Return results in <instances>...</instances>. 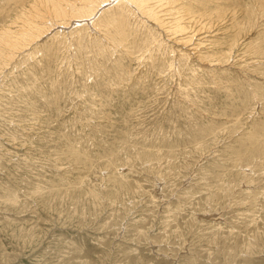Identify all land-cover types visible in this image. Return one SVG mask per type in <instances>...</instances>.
<instances>
[{"label": "rangeland", "instance_id": "374dc122", "mask_svg": "<svg viewBox=\"0 0 264 264\" xmlns=\"http://www.w3.org/2000/svg\"><path fill=\"white\" fill-rule=\"evenodd\" d=\"M71 3L0 0V264H264V0Z\"/></svg>", "mask_w": 264, "mask_h": 264}, {"label": "bare ground", "instance_id": "6f19581e", "mask_svg": "<svg viewBox=\"0 0 264 264\" xmlns=\"http://www.w3.org/2000/svg\"><path fill=\"white\" fill-rule=\"evenodd\" d=\"M74 1V3L77 5V6H84L85 8L87 7V6H90L91 4H93V3H95V2H97V1H99V0H73ZM106 1V0H105ZM115 1V0H114ZM122 1V0H121ZM158 1V0H157ZM160 1V0H159ZM119 2V1H118ZM117 2V3H118ZM126 2V1H125ZM128 2V1H127ZM49 3V2H48ZM62 3H65L66 4V0H55V1H52L51 0V9H50V12L48 13V14H41L42 15V17H40V15H39V18H36V22H43L42 24H45V22L43 21V20H41L40 18H43L44 16L45 17H51V18H53V19H64L65 17H66V15L68 14V13H66L65 12V9H64V7H63V5H61ZM74 3H71V4H74ZM109 3V2H108ZM116 3V4H117ZM114 4V3H113ZM68 5V4H67ZM129 5V4H128ZM146 5V4H145ZM95 6V5H94ZM140 6V5H139ZM146 7V6H145ZM96 8V7H95ZM109 8V7H108ZM108 8H107V10H108ZM87 9V8H86ZM90 9V8H89ZM69 10V9H68ZM93 10V9H92ZM91 11V10H90ZM46 12V11H45ZM76 12V11H75ZM78 13L80 12V10H78L77 11ZM76 12V13H77ZM36 13V12H35ZM92 13V12H91ZM101 13V12H100ZM99 13V14H100ZM37 14V13H36ZM74 14V13H73ZM81 15V14H80ZM86 15H88V14H86ZM91 15V14H90ZM76 16H77V14H76ZM89 16V15H88ZM57 19V20H58ZM87 19V18H86ZM91 19V18H90ZM50 20V19H49ZM80 20V19H79ZM89 21V20H88ZM94 21V20H93ZM48 22V21H47ZM69 22H71V21H69ZM68 22V23H69ZM76 23V22H75ZM32 24V23H31ZM30 24V25H31ZM28 26V25H27ZM39 26V25H38ZM51 26H52V24H51ZM63 26V25H62ZM183 26V25H182ZM32 27V32L31 33H27V34H23V35H21L20 37H18L19 39H20V41L19 40H16V42H15V44H20L22 41H26L27 39H29V38H31V37H35V35H36V33H37V31H40V29L39 28H37V26H31ZM43 27V26H42ZM67 27V26H66ZM28 28V27H27ZM37 28V29H36ZM58 28H59V26H58ZM70 29V28H69ZM25 30V29H24ZM24 30H22V31H20L21 32V34H22V32L24 31ZM27 32V31H26ZM43 32V31H42ZM180 32H185V29L183 28V27H181L180 25H178L177 27H176V29H175V33H180ZM39 33V32H38ZM32 38V39H33ZM39 38V37H38ZM29 41V40H28ZM24 43V42H23ZM22 44V43H21ZM21 44L19 45V46H21ZM13 44H10V45H7L6 46V48H10L11 46H12ZM23 45V44H22ZM5 46V45H4ZM17 47H18V45H17ZM16 47V48H17ZM10 50V49H9ZM9 54V53H8ZM5 56V55H4ZM9 55H7V53H6V56L5 57H2L1 55H0V58H2V59H6L7 57H8ZM3 61V60H2ZM6 62V61H5Z\"/></svg>", "mask_w": 264, "mask_h": 264}]
</instances>
